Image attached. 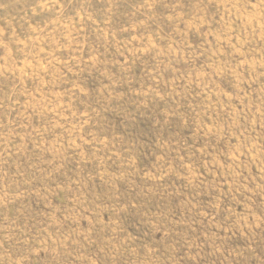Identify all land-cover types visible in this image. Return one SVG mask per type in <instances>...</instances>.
<instances>
[{"label":"rangeland","instance_id":"rangeland-1","mask_svg":"<svg viewBox=\"0 0 264 264\" xmlns=\"http://www.w3.org/2000/svg\"><path fill=\"white\" fill-rule=\"evenodd\" d=\"M0 264H264V0H0Z\"/></svg>","mask_w":264,"mask_h":264}]
</instances>
